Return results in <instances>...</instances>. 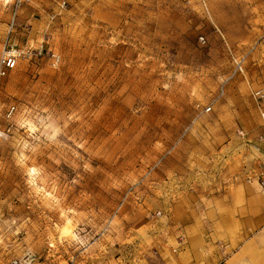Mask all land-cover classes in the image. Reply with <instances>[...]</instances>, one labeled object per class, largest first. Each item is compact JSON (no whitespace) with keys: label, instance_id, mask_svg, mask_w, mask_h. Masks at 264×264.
<instances>
[{"label":"rangeland","instance_id":"rangeland-1","mask_svg":"<svg viewBox=\"0 0 264 264\" xmlns=\"http://www.w3.org/2000/svg\"><path fill=\"white\" fill-rule=\"evenodd\" d=\"M12 47L0 264H175L172 204L197 207L220 173L199 152L257 105L264 0H0V56ZM231 51L248 52L245 74Z\"/></svg>","mask_w":264,"mask_h":264},{"label":"crops","instance_id":"crops-1","mask_svg":"<svg viewBox=\"0 0 264 264\" xmlns=\"http://www.w3.org/2000/svg\"><path fill=\"white\" fill-rule=\"evenodd\" d=\"M262 62L264 81V57ZM255 100L257 105L252 100L250 109L239 110L231 120L237 125L218 137L226 144L198 154L206 168L218 167L215 186L189 211L177 201L172 204L170 242L177 247L164 245L172 256L162 252L175 264H264V99ZM239 124L243 135L238 134ZM196 153L189 151L184 162L195 164L191 157ZM187 172L191 179L193 172ZM172 195L170 190L164 193L168 199Z\"/></svg>","mask_w":264,"mask_h":264},{"label":"built area","instance_id":"built-area-1","mask_svg":"<svg viewBox=\"0 0 264 264\" xmlns=\"http://www.w3.org/2000/svg\"><path fill=\"white\" fill-rule=\"evenodd\" d=\"M13 3L16 4V7L18 8L19 5L24 1V0H10ZM72 3V0H57V4L61 10L67 9ZM16 13V12H15ZM201 40L205 42L204 37H201ZM25 51L22 49L14 48L12 47L11 49H5L4 52L0 56V78L2 76H5L10 70L14 69L20 59L24 57ZM232 55V61H233V71H232V76L235 75H241L245 74V65H246V60L248 57V52H234L231 51ZM55 55L53 56V58ZM225 92V85L221 87V94ZM255 97L256 99H264V89H259L255 91ZM14 109V106L12 107L11 110ZM212 109V106H208L207 111H210ZM264 118V115H263ZM260 183L264 184L263 181ZM24 262L25 263H31L32 262V255L27 254L24 257Z\"/></svg>","mask_w":264,"mask_h":264}]
</instances>
